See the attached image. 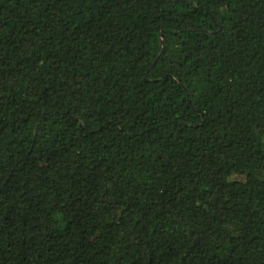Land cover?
I'll list each match as a JSON object with an SVG mask.
<instances>
[{
	"label": "trees",
	"instance_id": "16d2710c",
	"mask_svg": "<svg viewBox=\"0 0 264 264\" xmlns=\"http://www.w3.org/2000/svg\"><path fill=\"white\" fill-rule=\"evenodd\" d=\"M0 264H264V0H0Z\"/></svg>",
	"mask_w": 264,
	"mask_h": 264
}]
</instances>
